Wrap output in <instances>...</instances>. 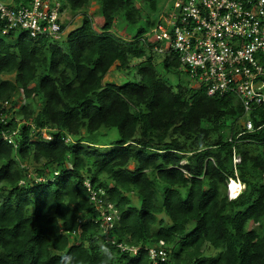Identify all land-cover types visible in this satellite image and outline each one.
<instances>
[{
  "label": "trees",
  "instance_id": "obj_1",
  "mask_svg": "<svg viewBox=\"0 0 264 264\" xmlns=\"http://www.w3.org/2000/svg\"><path fill=\"white\" fill-rule=\"evenodd\" d=\"M59 1L62 16L82 14L62 41L0 30V101L11 105L0 104V264H264V103L247 132L234 96L175 93L156 58L165 75L188 73L179 55L144 40L161 0H144L145 19L134 0H95L101 31L92 0ZM118 20L132 40L113 32ZM114 65L140 79L103 84ZM83 129L117 138L98 148ZM231 179L245 186L236 199ZM159 246L166 258L152 261Z\"/></svg>",
  "mask_w": 264,
  "mask_h": 264
},
{
  "label": "built area",
  "instance_id": "obj_2",
  "mask_svg": "<svg viewBox=\"0 0 264 264\" xmlns=\"http://www.w3.org/2000/svg\"><path fill=\"white\" fill-rule=\"evenodd\" d=\"M60 5L59 0H0V30L4 36L26 31L34 39H58L63 33ZM166 6L169 10L146 33L145 42L160 54H178L183 69L207 88L208 96H234L248 116L261 106L264 0H168ZM0 104L1 110L11 106ZM240 123L253 131L250 119ZM149 254L155 262L166 258L160 246Z\"/></svg>",
  "mask_w": 264,
  "mask_h": 264
},
{
  "label": "rangeland",
  "instance_id": "obj_3",
  "mask_svg": "<svg viewBox=\"0 0 264 264\" xmlns=\"http://www.w3.org/2000/svg\"><path fill=\"white\" fill-rule=\"evenodd\" d=\"M135 2V6L140 9L141 11V16L143 17V19H145V17L147 16V14L149 13L148 9L146 8V3L144 0H134ZM160 5L158 7V11L156 13L152 14L153 18H157L160 14L162 15L163 11L165 10L166 7V0H161ZM86 12L88 13V15H90L93 18L94 21V28L97 31H101V29L104 26V19L99 15V5L97 3V1L92 0L91 3L87 6V8H85ZM63 19V23L67 26V29L65 30V32H63L60 36H59V41L64 40L67 36L68 33H70L72 30H74L75 28L79 27L82 23V14L81 13H76L73 11H65V13H63L62 16ZM119 20L116 22L114 28H113V32L121 37L122 39H126V40H132L134 34L131 30L128 29V27L124 26V27H120L118 25ZM144 23V22H143ZM153 44V43H152ZM148 50V49H147ZM147 57L150 56V54H148L147 52ZM161 56V55H159ZM163 57H157L156 58V66H157V70L159 71V74L161 77H164L166 80H169V83L172 85L174 92L175 93H186L185 91L189 90V89H193V91H198L200 89V86H198L196 84L195 79L191 78L188 73H181L178 75H165V70L163 67ZM142 61H135L134 64H141ZM139 76H138V69L133 70L132 73L130 74V76H127L125 72L119 71L116 69V66L114 65L113 67H111V69L108 71V73L105 75V78L103 80V84L108 83V82H113L114 80L116 82H118L119 84H124L128 81L134 82L136 80H139ZM19 97H22L21 95ZM21 100L16 104L17 108L20 107V104H24L26 103L25 100H23L22 98H20ZM15 118H17V120H20L19 116H15ZM106 133H108L105 130H102L100 132H97L96 134H89L86 130H81L80 132V137H83L85 140L89 141L92 140L95 143H98L100 145L96 146V147H100L102 149H110L109 144L110 143H114L113 141L117 138V133L116 131L114 132L115 136L113 135V133H110L109 135ZM43 137L47 140L51 139L50 135L46 132L43 131ZM71 138L70 136L67 138V142L70 141ZM87 144V143H86ZM240 160L239 157L236 156V158L234 159L235 163H238ZM70 164V163H69ZM72 165V163H71ZM70 165V166H71ZM130 168H133V165L130 166ZM56 175V174H55ZM54 175V176H55ZM50 181H53L52 178L49 179ZM89 183H86V186H88ZM240 185H234L231 184L230 182H228L227 185V195L230 199L231 195H234V192L238 191L240 189ZM229 189H231L229 191ZM124 249H127L126 247H124ZM132 254H136V249H134L132 251ZM207 255H211V256H216L218 253L215 251L213 253V251L211 252L210 250L206 251ZM213 254V255H212Z\"/></svg>",
  "mask_w": 264,
  "mask_h": 264
},
{
  "label": "clouds",
  "instance_id": "obj_4",
  "mask_svg": "<svg viewBox=\"0 0 264 264\" xmlns=\"http://www.w3.org/2000/svg\"><path fill=\"white\" fill-rule=\"evenodd\" d=\"M236 158V157H235ZM234 158V159H235ZM235 162V161H234ZM239 162H240V160H239ZM230 185L231 184H234V185H240V189L238 190V191H236V192H234V195H231L230 196V199H236L239 195H240V193L245 189V186L240 182V181H236V180H233V179H231L230 181ZM231 189H229V191H230ZM163 245V244H162ZM120 246H122V245H120ZM152 248V247H151ZM123 250H124V248H122Z\"/></svg>",
  "mask_w": 264,
  "mask_h": 264
},
{
  "label": "crops",
  "instance_id": "obj_5",
  "mask_svg": "<svg viewBox=\"0 0 264 264\" xmlns=\"http://www.w3.org/2000/svg\"><path fill=\"white\" fill-rule=\"evenodd\" d=\"M249 116H250V115H249ZM249 116L246 115L245 112H244V116L242 117V119H243V120H248V119L251 120V118H250ZM251 121H252V120H251Z\"/></svg>",
  "mask_w": 264,
  "mask_h": 264
}]
</instances>
